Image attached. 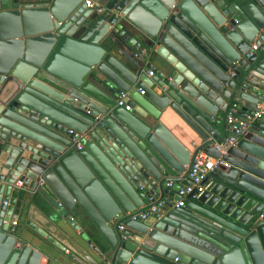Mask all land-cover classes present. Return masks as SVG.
<instances>
[{
	"label": "water",
	"instance_id": "water-1",
	"mask_svg": "<svg viewBox=\"0 0 264 264\" xmlns=\"http://www.w3.org/2000/svg\"><path fill=\"white\" fill-rule=\"evenodd\" d=\"M200 149L227 165L177 206ZM24 226L77 264H264V0H0V264Z\"/></svg>",
	"mask_w": 264,
	"mask_h": 264
},
{
	"label": "crops",
	"instance_id": "crops-1",
	"mask_svg": "<svg viewBox=\"0 0 264 264\" xmlns=\"http://www.w3.org/2000/svg\"><path fill=\"white\" fill-rule=\"evenodd\" d=\"M107 48L115 58H120L114 49H111V47ZM122 62H124V60H122ZM147 72H149V70ZM132 88L137 90V92L140 90L136 86H132L131 89ZM160 121L189 151L192 152L195 146L199 143L197 134H195V132H193V130H191V128H189L171 110H167V112L160 117ZM218 128L221 129V126H218ZM189 136L193 141H191ZM16 185L20 186L21 182L16 181ZM33 202L38 207L42 208L36 200ZM23 232L26 234L30 246V252L26 264H77L75 260L69 257L68 250H62V248L55 244V241L51 242L45 237L31 232L26 226L23 227Z\"/></svg>",
	"mask_w": 264,
	"mask_h": 264
},
{
	"label": "built area",
	"instance_id": "built-area-1",
	"mask_svg": "<svg viewBox=\"0 0 264 264\" xmlns=\"http://www.w3.org/2000/svg\"><path fill=\"white\" fill-rule=\"evenodd\" d=\"M84 4L87 7H91L94 4V0H84ZM152 71L148 72V75H151ZM140 94H143V90H139ZM128 100V91H121L116 99V105L123 107L125 110H130V105L127 103ZM262 108L259 107V110L254 113V115H247L246 117H240L236 114L235 106H233L230 111L227 113L226 124L228 125L231 131L235 133L242 132L247 126V124L254 120L256 117L260 116ZM219 149V146H216ZM218 165H227V163L221 157H213L202 149L198 150L193 159V163L190 169V184L186 185L184 188H180L178 194L181 199L176 202L177 206L182 205L186 195L195 191L192 197H197L202 193L209 185L210 181H204L207 177L209 171L213 170ZM141 218L145 217L144 213L139 215ZM13 224H16V221H13ZM119 228H123L121 225Z\"/></svg>",
	"mask_w": 264,
	"mask_h": 264
}]
</instances>
